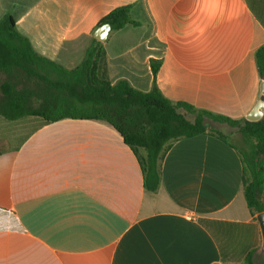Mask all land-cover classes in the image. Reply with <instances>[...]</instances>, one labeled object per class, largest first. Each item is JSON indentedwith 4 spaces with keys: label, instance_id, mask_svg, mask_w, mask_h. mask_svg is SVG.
Listing matches in <instances>:
<instances>
[{
    "label": "crops",
    "instance_id": "obj_1",
    "mask_svg": "<svg viewBox=\"0 0 264 264\" xmlns=\"http://www.w3.org/2000/svg\"><path fill=\"white\" fill-rule=\"evenodd\" d=\"M128 5L140 24L101 42L112 84L149 92L155 63L172 103L240 121L264 100L255 58L264 0H0V20L14 17L39 56L74 69L100 21ZM211 127L227 141L208 132L174 141L151 192L144 151L109 125L0 116V264H264L238 129Z\"/></svg>",
    "mask_w": 264,
    "mask_h": 264
},
{
    "label": "trees",
    "instance_id": "obj_2",
    "mask_svg": "<svg viewBox=\"0 0 264 264\" xmlns=\"http://www.w3.org/2000/svg\"><path fill=\"white\" fill-rule=\"evenodd\" d=\"M104 24H110L116 31L140 23L133 19L132 6L128 5L113 10L98 27ZM255 58L264 81V45L256 51ZM152 69L154 83L149 92L135 89L126 80L112 84L103 45L94 37L81 63L74 69H66L39 56L29 40L17 31L14 17L8 15L0 20L2 118L18 121L36 117L45 123L64 119L105 123L134 152L144 151L140 163L144 186L151 192L160 186L159 162L174 141L207 132L227 141L226 136L211 127V123L226 124L237 128L242 138L243 148L233 147L244 165L247 206L253 213H264V116L258 122L236 121L188 104L172 103L156 85L159 64L153 63ZM180 109L194 115V120H188Z\"/></svg>",
    "mask_w": 264,
    "mask_h": 264
},
{
    "label": "water",
    "instance_id": "obj_3",
    "mask_svg": "<svg viewBox=\"0 0 264 264\" xmlns=\"http://www.w3.org/2000/svg\"><path fill=\"white\" fill-rule=\"evenodd\" d=\"M112 30V27L110 24H104L102 26H99L93 33V37L97 39L100 42H104L109 34V32ZM261 94L264 97V81L261 84ZM264 116V100H261L258 102L254 110L246 117V120L249 122H258L260 121ZM261 235H262V248L260 250V253L263 257L264 262V213L259 214L257 216Z\"/></svg>",
    "mask_w": 264,
    "mask_h": 264
},
{
    "label": "rangeland",
    "instance_id": "obj_4",
    "mask_svg": "<svg viewBox=\"0 0 264 264\" xmlns=\"http://www.w3.org/2000/svg\"><path fill=\"white\" fill-rule=\"evenodd\" d=\"M235 132H236L234 135L235 137L234 136L232 137V141H234L240 148H243V142H242L241 135L237 130ZM223 134L227 135L226 133H223Z\"/></svg>",
    "mask_w": 264,
    "mask_h": 264
}]
</instances>
